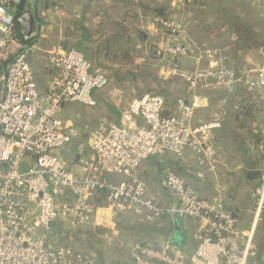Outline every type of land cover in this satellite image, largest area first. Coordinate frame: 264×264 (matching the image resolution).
Here are the masks:
<instances>
[{
    "label": "built area",
    "instance_id": "built-area-1",
    "mask_svg": "<svg viewBox=\"0 0 264 264\" xmlns=\"http://www.w3.org/2000/svg\"><path fill=\"white\" fill-rule=\"evenodd\" d=\"M19 2L0 0V264H98L92 255L66 243L72 240L69 227H56L68 223L85 228L95 217L108 220L121 214H132L143 223L174 217L200 226L192 253L167 242H134L128 250L131 264H256L251 232L235 228L222 202L212 145L220 123L192 124L203 106V87L230 94L237 90V77L223 64L221 51L211 47L199 52L196 63L205 66L184 77L189 98L176 101V115L164 113L161 96L145 94L129 101L120 124L99 120L77 146L73 161L79 171L74 172L63 152L75 134L71 121L60 118V110L70 103L95 107L93 92L108 80L80 52L51 49L45 54L55 75L41 93L27 58L36 38L32 13L26 3L17 12ZM153 23L165 36L160 52L171 63L169 73L178 76L176 61L189 58L190 51L178 41L183 25L163 17H155ZM244 82L249 95L264 88V61ZM188 152L199 168L198 179H216L214 195L199 197L166 168L159 181L163 192L158 195L163 197L152 195L138 176L140 165L165 154L183 160ZM252 198L259 211L264 204V171Z\"/></svg>",
    "mask_w": 264,
    "mask_h": 264
},
{
    "label": "crops",
    "instance_id": "crops-1",
    "mask_svg": "<svg viewBox=\"0 0 264 264\" xmlns=\"http://www.w3.org/2000/svg\"><path fill=\"white\" fill-rule=\"evenodd\" d=\"M228 1L213 0V7L210 8L211 16L224 20V23L221 22L222 20H215L216 24L211 23L214 25L213 28L220 29V34L212 38L203 37L201 39L202 36H197L196 39L192 34L189 35L188 32L183 31L178 36V41L190 48V51L189 58L179 59L176 63L179 69L181 66L189 68V64L192 62L194 68L191 66L190 72L200 68L198 66L203 68L205 63L201 61L196 63L199 52L207 44L216 47L221 51L223 64L228 65V68L237 77L236 89L245 90V78L255 70L258 62L264 61V42L260 40L258 44L251 46V43H254L252 33L254 28L248 18L262 19L264 5L261 0H242L246 1L244 2L245 6L238 12V9L233 11L234 7L232 6H230L232 8L227 7ZM25 3L27 4V0ZM188 3L190 5V2L180 3L179 0H60L54 6L47 0H31L32 29L36 33L33 43L37 44L41 37L45 38V27L42 26L48 23L55 40V44H51L48 50H64L61 47V42L64 41L67 43L66 49L79 51L95 69H106L107 66L102 64L101 60L117 64L121 61L119 55L122 51L128 52L131 57L133 54L137 56L139 52H152L154 55H159L157 52L160 51L165 36H162L154 26L155 16L177 20L176 13H180L181 10H190L187 9ZM198 8H201V5ZM243 14H245L246 22H244V18H241ZM40 17L45 18L43 20L45 23L42 22L41 26L39 23L35 25V19L39 20ZM262 26L264 27V24ZM227 30L230 31L228 35L225 33ZM223 37L226 49L218 47L221 45L218 40ZM241 44L245 51L240 53L234 47ZM33 48L34 46L31 49ZM30 50L29 53L27 52V58L33 71L34 55L30 54ZM108 56H110L109 59ZM231 59L242 60L245 64L236 67L228 63ZM41 60L40 58L39 61ZM45 61L46 65L42 70L48 83L55 72L47 59ZM119 66L121 67L120 63ZM33 78L36 81L34 74ZM47 83L43 92L46 90ZM37 85L40 89L38 83ZM201 92L204 100L203 106L196 112L192 124L212 120L219 121L220 128L212 134V145L217 152V180L222 184V202L235 219V228L244 234L251 232L252 244L257 250L253 262L264 263V204L259 211H256L252 198L253 191L259 184L260 175L264 171V88L251 95L243 94L240 97L237 95L236 101L230 103H226L220 98L212 100L211 96L219 94L218 90L203 87ZM176 93L172 108H165L167 115L177 114L176 100L187 101L189 98L185 84L176 85ZM93 99L96 108L102 104L100 91L93 93ZM246 106L251 110L250 119L246 123H242L238 114ZM121 112L122 110H117L116 106L107 108L102 119L120 124ZM98 121L95 122L93 128ZM249 139H253L252 144L249 143ZM222 142L225 144L224 150ZM142 165L145 166L143 174L154 185L158 184L159 186L161 170L166 168L181 177L199 197L210 199L215 193L216 179L213 176H209L205 180L198 179L196 174L199 168L189 152L183 160L176 159L172 154H165L161 157L149 158L140 166ZM69 166L72 171H79L74 161L69 163ZM139 170L137 173L141 178ZM163 195L160 196L163 197ZM136 220L139 222L138 219ZM107 222L109 221L107 220ZM140 224L144 225L135 224L133 227L127 228V230L133 231L132 239L134 240L132 243L161 245L167 242L186 254L192 253L196 247L195 236L200 226L192 220L167 217L153 223L140 221ZM176 224H178L181 233L179 238L174 240L172 237ZM258 225L260 229H258ZM94 226L91 224L87 227ZM127 257V263L117 262L115 264H128V262L131 264L128 254Z\"/></svg>",
    "mask_w": 264,
    "mask_h": 264
},
{
    "label": "rangeland",
    "instance_id": "rangeland-1",
    "mask_svg": "<svg viewBox=\"0 0 264 264\" xmlns=\"http://www.w3.org/2000/svg\"><path fill=\"white\" fill-rule=\"evenodd\" d=\"M261 1L260 2L264 5V0ZM185 2H190V5L188 3L189 7L187 8L190 10H181L180 13L175 14V16L179 19H177V21H180L183 25V31H186V33L188 32L189 35L192 34L196 39L197 36H202L200 37L201 39L203 37L212 38L213 36L220 34V29L217 27L213 28L214 25H211V23L215 20H222L217 19L215 16H211L212 14L210 13V8L213 7V0H184L183 3ZM244 2L246 1L229 0L227 7H234L233 11L235 9H238V12H240V9L245 6ZM30 3L31 0H27L26 8L32 13V11L30 10ZM200 5L201 8H198V6ZM43 17H40L39 20L38 18L35 19V25L39 23V25L41 26L42 22L45 23L43 21L45 20V18ZM244 17L245 14H243L241 18L243 19ZM248 19V21L254 28V30H252V33L254 35V43H251V46L258 44L260 40L264 42V27L262 26L264 24V17L262 19H256L255 17H251ZM243 20L244 22H246L245 18ZM221 22L224 23V20H222ZM49 26L50 24L48 23L47 25L42 26L45 27V38L43 39L41 37L37 44H33L34 48L30 50V54L34 55V66L32 73L34 74L36 81H38L37 83L40 86L39 91L41 93H43V88L47 83V78L45 77V74L42 70L46 65L45 59H47L46 54L44 53L48 51L51 44H55V40L53 38L54 34L51 33ZM159 32L162 36H164L163 32H161L160 30ZM228 32L230 31L227 30L225 32L226 35H228ZM224 40V37L223 39L219 38L218 42L223 46L218 45V47H223L224 49H226L227 46L225 45L226 42ZM204 48H211V46L207 44ZM234 49L236 51H240V53L241 51H245L242 44L235 45ZM150 53L151 52H139L137 56L133 54L134 61L131 65H121L120 67V62H117V64H115V62L112 61L107 62L108 60H101V63L107 66L106 69H95L92 66L94 70L102 72L108 80L107 86H105L101 90H97L100 91L102 104L96 108L85 107L79 103H70L61 108L59 113L60 118L71 121L73 133L75 134L73 139L82 140L83 135H86L88 138L89 133L93 130L95 122L102 119L107 108L110 109L116 106L117 110L119 109L123 111L132 98L139 97L141 95L149 94L161 96L164 99V104L165 102H167V109L172 108V103L177 96L176 85H186L184 77H189L194 72V70L192 72L189 71L190 68H194V65L191 62V65L189 64V68H183L181 66V68H179L178 70V76L171 75L168 70L172 67L171 63L166 60L164 55L159 51L157 53L160 56L153 54V57H150ZM40 58L42 59L41 61H39ZM109 58L110 56H108V59ZM228 63L239 67L242 66L244 62L239 59H231ZM261 63L263 62H258L255 70ZM224 65L228 67V65ZM198 67L200 68H196L195 70L203 69L202 66ZM255 70L252 71V73L248 76H253ZM97 91H94L93 93ZM218 91L219 94L217 93L214 96H211L212 100L220 98L226 103L236 101V95H234L235 93L230 94L226 93L223 90ZM221 92H223L224 94H222ZM164 107L166 108V106ZM232 115L234 116V112L232 113ZM236 134L239 135L238 133ZM249 140V143L252 144L253 139ZM222 147L224 150V142H222ZM191 158L193 159V161H195L193 156H191ZM139 169L140 176L142 175L141 178L144 179V181L147 183L148 189L152 193V195L162 198L160 195H158V193L162 191L161 189H159L158 184L154 185L153 182L148 180L147 177L143 174V172H145V166L142 165ZM132 216V214L113 215L110 219H108L109 222H107V220H101L95 217L89 224L95 225L94 227L86 226L85 228H71L68 223H62L61 225H58L56 229L65 230L67 227H69V233L72 237V240L66 243L76 250L82 251L85 254L87 253L89 255H92L98 262V264H101V262H104V264H115L117 262L127 263L128 250L134 240L132 239L133 231L127 230V228L133 227L135 224L141 226L144 225L140 224V221L138 222L136 218ZM258 229H260L259 225ZM180 233V228L178 224H176L172 239H178ZM63 242L65 243L64 240Z\"/></svg>",
    "mask_w": 264,
    "mask_h": 264
},
{
    "label": "trees",
    "instance_id": "trees-1",
    "mask_svg": "<svg viewBox=\"0 0 264 264\" xmlns=\"http://www.w3.org/2000/svg\"><path fill=\"white\" fill-rule=\"evenodd\" d=\"M59 1L60 0H58V3H59ZM149 55H150V57H153V53L152 52ZM119 56H120V59H121L120 65H122V66H124V65H131L132 62L134 61L133 60V57H131V55L128 52L122 51V53ZM243 94H245V95L247 94L244 89H237L234 95H236V96L238 95L240 97ZM176 101H175V104H176ZM166 104H167V102H165V106L167 107ZM250 112H251V110L249 109V107L248 108H247V106L244 107L241 110V112L238 114L239 115V118H240V122L246 123L250 119ZM164 113H165V109H164ZM82 137H83L82 140L81 139H79V140L73 139L72 142H71V144L66 149V151L63 152V157H64V159L66 161L73 162L74 157L77 156V146L80 145V144H82V143H84L87 140V136L86 135H83ZM140 244L144 245V243H140Z\"/></svg>",
    "mask_w": 264,
    "mask_h": 264
},
{
    "label": "water",
    "instance_id": "water-1",
    "mask_svg": "<svg viewBox=\"0 0 264 264\" xmlns=\"http://www.w3.org/2000/svg\"><path fill=\"white\" fill-rule=\"evenodd\" d=\"M24 4H25V0H20V2H19V4H18V6H17V11L18 12H21L22 10H23V7H24ZM61 47H62V49H66V47H67V43L66 42H61Z\"/></svg>",
    "mask_w": 264,
    "mask_h": 264
}]
</instances>
